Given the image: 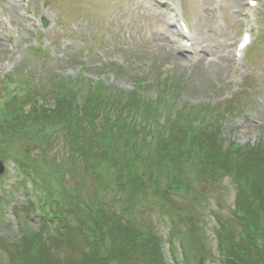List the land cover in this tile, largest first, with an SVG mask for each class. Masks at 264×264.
Masks as SVG:
<instances>
[{"label": "rangeland", "instance_id": "rangeland-1", "mask_svg": "<svg viewBox=\"0 0 264 264\" xmlns=\"http://www.w3.org/2000/svg\"><path fill=\"white\" fill-rule=\"evenodd\" d=\"M259 1L250 20L255 41L237 58L235 44L248 24L247 0H0V75L8 70L21 74L35 96L40 90L41 104L50 106L55 102L54 85L63 77L73 80L80 103L88 85L104 83L113 97L126 98L142 91V81L147 87L144 97L160 100L161 78L168 74L173 79L165 81L167 86H180L172 108L227 111L220 125L216 122L224 145L230 141L255 144L264 139V0ZM175 14L186 20L190 36L175 32L169 39L164 36L168 23L179 29ZM1 90L0 83V97ZM65 143L56 137L46 153L34 142L19 147L39 169H61L73 166ZM10 154L0 158L5 166L0 174V237L12 243L20 237L19 212L37 230L42 207L40 189L25 180ZM83 165L74 166V177L67 174V184L78 185L88 197L97 196L107 206L115 203L117 197L109 189H100L93 177L80 170ZM198 185L199 194H174V205L188 208L182 215L155 196L143 197L138 207L136 219L154 223L162 235L168 264H175L169 240L172 218L189 234L195 257L191 263L220 264L216 217L233 216L237 187L229 177L220 187ZM175 251L182 259L179 243ZM1 254L5 259L0 247ZM4 259L0 257V264H7Z\"/></svg>", "mask_w": 264, "mask_h": 264}, {"label": "trees", "instance_id": "trees-1", "mask_svg": "<svg viewBox=\"0 0 264 264\" xmlns=\"http://www.w3.org/2000/svg\"><path fill=\"white\" fill-rule=\"evenodd\" d=\"M10 80L0 105V158L14 154L23 177L40 189L39 198L47 206L40 211L39 229L29 227V218L19 212L18 240L0 237L6 256L0 257L7 264H168L156 225L136 219L141 200L155 196L182 215L188 208L176 207L174 194H199L198 184L220 187L225 177L236 184L237 200L230 219L216 217L220 264H264V139L224 145L218 126L227 111L172 108L177 83L160 82V100L140 92L113 97L104 83L88 85L79 103L73 80L63 77L51 92L55 102L48 106L21 74L14 72ZM58 136L66 142L73 166L50 169L49 161L42 170L20 151L19 145L34 142L46 153ZM77 163L117 201L107 206L78 185L69 186L65 177H74ZM175 219L169 232L173 260L193 264L189 234ZM178 243L182 259L175 251Z\"/></svg>", "mask_w": 264, "mask_h": 264}, {"label": "bare ground", "instance_id": "bare-ground-1", "mask_svg": "<svg viewBox=\"0 0 264 264\" xmlns=\"http://www.w3.org/2000/svg\"><path fill=\"white\" fill-rule=\"evenodd\" d=\"M189 30H190V29H189ZM174 32H175L176 34H178L179 36L182 34V31H180V30L176 27L175 23H173V22L168 23V28L165 30V32H164V36L166 35V38L168 37L167 39H169V38L173 37ZM169 34H170V36H169ZM180 48H182V47H180ZM180 48H179V50H180ZM179 58H180V57H179ZM218 69H219V68H218Z\"/></svg>", "mask_w": 264, "mask_h": 264}, {"label": "water", "instance_id": "water-1", "mask_svg": "<svg viewBox=\"0 0 264 264\" xmlns=\"http://www.w3.org/2000/svg\"><path fill=\"white\" fill-rule=\"evenodd\" d=\"M45 24H46V21H45ZM4 171H5L4 163L3 161H0V174L3 173Z\"/></svg>", "mask_w": 264, "mask_h": 264}, {"label": "snow or ice", "instance_id": "snow-or-ice-1", "mask_svg": "<svg viewBox=\"0 0 264 264\" xmlns=\"http://www.w3.org/2000/svg\"><path fill=\"white\" fill-rule=\"evenodd\" d=\"M251 2H252L253 4H255V0H251Z\"/></svg>", "mask_w": 264, "mask_h": 264}]
</instances>
